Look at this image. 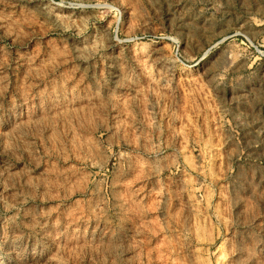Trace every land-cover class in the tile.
Returning a JSON list of instances; mask_svg holds the SVG:
<instances>
[{
    "label": "rangeland",
    "instance_id": "374dc122",
    "mask_svg": "<svg viewBox=\"0 0 264 264\" xmlns=\"http://www.w3.org/2000/svg\"><path fill=\"white\" fill-rule=\"evenodd\" d=\"M0 264H264V0H0Z\"/></svg>",
    "mask_w": 264,
    "mask_h": 264
}]
</instances>
